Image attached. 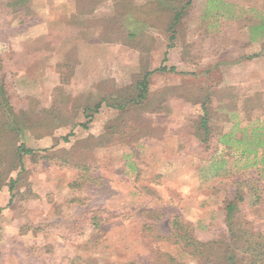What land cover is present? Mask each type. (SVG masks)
<instances>
[{"label": "rangeland", "instance_id": "374dc122", "mask_svg": "<svg viewBox=\"0 0 264 264\" xmlns=\"http://www.w3.org/2000/svg\"><path fill=\"white\" fill-rule=\"evenodd\" d=\"M210 1L192 0L171 30L156 0H28L24 24L0 13L18 108L55 127L21 138L42 156L14 190L24 195L8 204L0 189V264H67L72 253L85 264H160L157 251L177 253L157 238L173 217L201 241L223 238L237 191L242 223L264 236V33L246 29L264 0ZM162 66L175 70L154 71ZM149 70L141 103L84 115Z\"/></svg>", "mask_w": 264, "mask_h": 264}, {"label": "trees", "instance_id": "16d2710c", "mask_svg": "<svg viewBox=\"0 0 264 264\" xmlns=\"http://www.w3.org/2000/svg\"><path fill=\"white\" fill-rule=\"evenodd\" d=\"M27 1L6 0L4 3H0V13H18L21 24H24L27 22L26 18L29 14L26 6ZM124 1L130 5L132 0ZM156 2L160 7L171 11V14L167 16V29L171 30L183 17L192 0H178L177 4L176 0H156ZM129 19L130 17L127 18V20ZM136 24L143 25V21ZM129 34L134 36L135 32L129 31ZM167 70L175 69L173 67L167 69L165 66L154 69L159 72ZM154 71H144L141 78L129 89V92L121 91L116 96L104 97L92 107H86L84 115L91 118L100 109L102 103L119 111L141 103L147 98L149 77ZM13 76L14 72L9 60L0 56V168L3 171V173L0 172V189L3 185L8 188L10 194L8 204L13 203L15 196L24 195V192L14 193V190H17L20 183L24 186L28 185L25 176L28 174L29 167L42 158L39 151L27 146L22 141L23 134L27 131L34 139L38 140L51 134L55 128L46 123L38 114L18 108L21 98L13 88ZM202 108L204 114L200 124L205 127V135L201 138V142L204 146H208L207 111L203 105ZM83 126L86 125L83 124ZM68 130L71 132L72 126ZM65 165L70 166V164ZM12 173L15 175L11 176ZM254 200L253 204L259 201L258 195ZM243 201L242 194L237 191L235 197L225 205L226 229L223 238L220 239L201 241L195 236L193 225L183 222L178 217H173L170 222L171 231L159 235L157 238L171 244L177 253L157 251L156 257L161 262L160 264H188L179 258L178 251L195 261L196 264H264V236L259 231L246 227L242 223L240 204ZM91 220L94 228L99 227V219L91 217ZM144 227L147 230L149 225L144 224ZM67 261V264H85L76 253H72Z\"/></svg>", "mask_w": 264, "mask_h": 264}, {"label": "crops", "instance_id": "0c3cea01", "mask_svg": "<svg viewBox=\"0 0 264 264\" xmlns=\"http://www.w3.org/2000/svg\"><path fill=\"white\" fill-rule=\"evenodd\" d=\"M208 1L211 2L210 0H208ZM219 2L221 4H220V6H217V8L215 9V12L211 11V14H213L212 16H214L216 18H218L220 14L221 15L223 14V17H224V13H223L224 3H223V1H219ZM218 9L221 10L220 11L221 13H218ZM259 12L263 15V17L257 23L250 24V25L246 26V29H254V32H257V33L259 31L260 32L259 36H260V35H263V33H264V1L262 2L261 6L259 7ZM183 27H185V26H183ZM208 28H211V27H208ZM172 29H178V28L176 26H174ZM185 29H187V28H185ZM188 29H193V27H191V28L188 27Z\"/></svg>", "mask_w": 264, "mask_h": 264}]
</instances>
